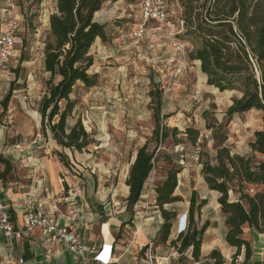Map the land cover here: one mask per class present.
<instances>
[{"label": "rangeland", "instance_id": "rangeland-1", "mask_svg": "<svg viewBox=\"0 0 264 264\" xmlns=\"http://www.w3.org/2000/svg\"><path fill=\"white\" fill-rule=\"evenodd\" d=\"M235 1L239 5L240 0ZM255 2L263 9L251 30L250 47L241 29L252 27L253 15L240 26L239 12L216 18L212 0H168L170 15L180 23L178 38L183 45L182 54L170 62L176 57L164 32L154 24H149L147 36L138 45L130 38L138 22L136 0H100L88 14V22L79 15H84V0H0V9L7 10L0 12L3 26L12 22L16 35L8 70L0 78V155L17 159L11 157L13 168L2 185H30V157L47 152L67 168L68 157L57 152L69 149L58 144L65 122V145L71 143V152L81 153L89 169L99 170L104 186L120 184L119 197L130 195L128 181L140 152L146 149L153 154L152 203L158 209L166 203L163 208L169 210L174 203H188L184 214L188 233L213 228L199 217L209 203L210 217L214 218L215 209L225 227L226 246L234 249L219 258V252L212 251L213 263L248 264L251 235L264 237V182L247 178L264 165V152L256 146V135L263 128L262 112L252 108L229 116L228 110L242 97L238 79L245 74L217 66L212 42L222 46L221 63H250V59L255 61L256 50L264 55V44L260 46L264 0L247 4ZM247 12L251 14L253 8ZM217 19L228 21L229 27L213 29L216 25L211 23ZM75 47L81 58H74ZM205 52L209 74L199 58ZM177 67L182 70L174 76ZM78 70L86 73L71 80V72ZM255 74L259 79L256 69ZM218 80L224 85L219 87ZM232 82L235 85L227 87ZM79 137L78 147L87 145L82 150L73 147ZM208 164L217 167L220 175L214 181L221 190L209 186ZM171 169L178 172L177 186L167 201L168 192L159 189ZM192 198L196 202L191 218ZM228 211L234 223L230 227L234 245L226 239Z\"/></svg>", "mask_w": 264, "mask_h": 264}, {"label": "crops", "instance_id": "crops-1", "mask_svg": "<svg viewBox=\"0 0 264 264\" xmlns=\"http://www.w3.org/2000/svg\"><path fill=\"white\" fill-rule=\"evenodd\" d=\"M57 152H62L68 157L67 168L62 167L57 157L48 155V152L30 157L32 162L28 164L33 168L28 171L32 178L31 184L26 186L10 183L2 186L0 196L17 225H20L22 216L29 207L36 203H45L59 225L69 226L82 235L85 257L75 258L65 246L50 244L45 236L36 230L23 240L12 239V249L6 246L5 240L0 236V263L8 261V264H100L92 259L89 252L91 249L99 251L103 245L107 250L111 247L110 264H145L143 252L139 251L138 247L146 249L149 245L158 264H214L210 258L212 251L219 252L218 258L234 252V249L226 246L225 227L215 209L213 210L216 217H210L211 213L206 209L210 206L209 203L200 210L199 217L201 223L210 221L213 228L202 234L198 256L193 258L192 246L177 250L187 235V231L177 234V219L185 214L188 203H174L171 210L167 209V206L163 208L175 212L171 228L164 234V218L160 209L151 201V173L143 185L137 203L130 204L126 201L127 195L118 196L120 184L104 186L100 182L99 170L89 169L81 153L77 155L69 149H58ZM9 157L6 159L10 162L13 161L12 158L17 159V156ZM71 161L74 167L71 166ZM76 187L79 188V193L73 197ZM251 241L252 255L247 263L264 264V237L253 234ZM223 264L228 263L224 261Z\"/></svg>", "mask_w": 264, "mask_h": 264}, {"label": "trees", "instance_id": "trees-1", "mask_svg": "<svg viewBox=\"0 0 264 264\" xmlns=\"http://www.w3.org/2000/svg\"><path fill=\"white\" fill-rule=\"evenodd\" d=\"M99 1L100 0H97V1L92 0L91 4H89L90 3L89 0H84V3H82V7H81V10H83L82 13H84V15L79 14L80 16H83L80 18L81 21H84V22L89 21L87 16L89 13L91 15V13L96 10V5L99 3ZM212 1H213V5L211 8L216 18H220L221 17L219 16L220 14L223 15L225 18L229 16V14H234L235 12L236 13L239 12V15H241L240 26H243V24H245V21L249 20L247 16L253 15L252 20H249L252 27L243 26L241 29L243 31V36L247 44L250 46L251 39L254 36L251 30L255 28V22L258 21L257 18L261 17L260 11L263 9L261 4L259 5L257 2H255L252 6H250V4H247L248 0H240L239 5L236 3L235 0H232V2L231 0H229L228 3L223 2V1L221 2V0H212ZM85 2H87V4ZM76 6L77 4L74 3L73 7H76ZM249 7L253 8V12L251 14L247 12ZM254 15H258V16H254ZM226 23H228V21L223 20V19H217L215 22H212L211 24L216 25V27H212L213 29L222 31V30H226L229 27L225 25ZM220 36L223 37V35H220ZM261 41L262 42H260V46L264 44V34L262 36ZM212 43L214 45L212 48L213 57L215 58V62L217 66L219 67L221 66V68H223L226 71L234 72V74L236 72H238L237 74H241V73L245 74L242 77L239 76V79H238L241 81L239 82V85L243 89L242 97L239 100L235 101L233 106L228 110V114L229 116H232L236 113H242L252 108H256L262 112L263 128L256 135L258 138L256 146L259 147L264 152V55L261 54V52L257 53V50H256V55L254 59L255 61L253 60L251 61L250 59V63H248L247 61H239L235 65L221 63V60L223 59L222 53H221V51L223 50L222 46L219 42H212ZM62 47H66V46H64L63 44ZM75 49L76 51L74 53V58H78V57L81 58L82 56H81L80 50L77 47H75ZM199 58H201L202 60L203 70L207 71L208 74L211 73V71L206 70V68L204 67V64H206V60L208 58V52L203 53L201 57ZM255 69L259 73V79L256 77ZM83 73H86V72L83 70L82 71L78 70L76 72L72 71L71 80L73 79V76H76L79 74L82 75ZM216 84H218L219 87L220 85L221 86L224 85V83H222V80L216 81ZM234 85L235 83L232 82L231 84H227V87H231ZM221 88L222 90H224L223 87ZM63 90L66 91L67 88H64ZM79 126L83 132L82 125L80 124ZM60 132H61L62 138H59V141H58L59 146L71 149V143H68L67 145H65L66 143L63 142V140L68 136L67 125L65 122L64 123L62 122ZM79 136L82 137V134H80ZM80 137L73 144V147H75V149H78V150H82L85 148V146H87L86 144H83L82 146L78 147L77 144L78 142H80ZM223 155L226 156L227 153H223ZM219 156H220V152H218L217 154V161H219V158H220ZM153 159H154L153 154L152 155L147 154L146 149L140 152L139 159L135 163L137 164V166L133 169L131 178L128 181V186L130 187V195L126 199L127 203L133 204V203H137V201L139 200L142 189H143V185L146 179L148 178L149 174L151 173ZM0 165L3 166L2 171H0V180L3 181V179L6 178L11 173L13 166H12V163L8 159H5L2 155H0ZM247 165L249 167L250 163H247ZM258 170L260 171L259 173L250 172V174L247 177L249 181L264 182V165L258 168ZM249 171H251L250 168H249ZM205 172H206V175L208 176L207 181L209 183V186L213 188H217L218 190H221L222 186H216V183H215L216 181H214V177H219L220 175L217 167L216 166L214 167L208 164L205 168ZM177 173L178 172L176 170L171 169L167 174L168 177H167L166 183L161 189H159L160 192H163V191L168 192V197L166 198L167 201H171L173 192L177 186V180H176ZM222 176H225V174H223ZM172 201H177V200L173 199ZM195 202H196L195 198H192L191 210H190L191 218L193 217L194 212H195V209H194ZM160 204L161 205L159 209H160L162 217L164 218V224H163L162 231L164 232V234H167L171 228V222H172L173 217L175 216V212L163 209V204H166V203H160ZM225 214L227 216L226 218H227L228 227H229L227 235H226V239L229 244L234 245L235 241H234L231 229H230L231 225L234 226V223L230 221V212L228 211ZM202 233L203 231H200V230H193L188 233V230H187V235L182 239L180 245L177 247V250L181 251L187 247L192 246V255H193V258H196L198 256V247L201 241ZM217 264H221V263H217Z\"/></svg>", "mask_w": 264, "mask_h": 264}, {"label": "built area", "instance_id": "built-area-1", "mask_svg": "<svg viewBox=\"0 0 264 264\" xmlns=\"http://www.w3.org/2000/svg\"><path fill=\"white\" fill-rule=\"evenodd\" d=\"M10 1V0H9ZM138 5V22L130 32V38L135 45H138L147 36L149 24H154L164 32V38L170 48L173 50V57L169 61L175 62L183 52V45L178 38L181 26L176 17L169 13L168 0H136ZM6 9L0 12H6ZM4 21L0 17V22ZM12 22L0 23V78L7 72L12 53L16 44V35ZM181 68L174 70V76L181 73ZM2 180H0V191L2 189ZM79 193L76 187L73 191V197ZM40 231L50 244L63 245L77 259L85 257V247L82 235L69 226L59 225L55 216L47 209L45 203H36L29 207L22 216L20 225H17L6 206L5 201L0 196V236L5 240L6 246L12 249V239L23 240L28 238L34 231ZM188 230L187 219L184 215L177 219V234L185 233ZM143 252L145 264H158L151 253V245L146 249L138 247ZM92 259L100 264H110L112 251L111 247L107 250L105 245L97 251L91 249L89 252ZM166 260L165 258H163ZM0 264H8L3 261Z\"/></svg>", "mask_w": 264, "mask_h": 264}]
</instances>
